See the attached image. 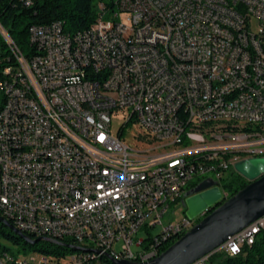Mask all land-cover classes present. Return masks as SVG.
I'll use <instances>...</instances> for the list:
<instances>
[{
	"label": "built area",
	"instance_id": "1",
	"mask_svg": "<svg viewBox=\"0 0 264 264\" xmlns=\"http://www.w3.org/2000/svg\"><path fill=\"white\" fill-rule=\"evenodd\" d=\"M100 7L96 20L77 31L76 57L62 50L61 21L29 27L35 50L27 56L0 23L15 61L0 67V215L35 237L94 247L105 241L101 256H26L47 264H106L105 254L151 260L164 241L197 222L184 211L188 190L213 173L224 200L222 182L242 151L264 156V0H110ZM107 10L110 19L103 18ZM99 78H106L105 91L96 90ZM238 84L247 93L227 97ZM106 91L116 100H107ZM80 98L88 99L86 113H79ZM136 107H145V116H135ZM117 109H130L126 122L136 118L147 137H169L174 148L128 147L110 132ZM179 113L189 115V124L178 123ZM227 115L245 131L191 132L192 124ZM248 133L256 141H247ZM177 149H184L182 159H175ZM171 205L183 215L164 225ZM158 225L162 232L150 234L145 247L138 230ZM262 228L263 219L246 237L231 235L219 252L241 254ZM8 260L0 255V264Z\"/></svg>",
	"mask_w": 264,
	"mask_h": 264
},
{
	"label": "trees",
	"instance_id": "2",
	"mask_svg": "<svg viewBox=\"0 0 264 264\" xmlns=\"http://www.w3.org/2000/svg\"><path fill=\"white\" fill-rule=\"evenodd\" d=\"M111 5L112 2H109L108 6ZM97 14L94 0H33L30 6L23 5L22 0H0V23L26 56L35 50L29 39V27L31 25H44L61 21L63 29L65 27L64 30L67 33H77L78 30L88 28L96 20ZM14 63V57L8 45L0 38V67ZM128 123L129 121L120 127L119 136L122 134L123 127ZM248 183L249 181L244 176L232 169L222 182L224 190L228 193L227 198L223 201L236 194ZM186 210L185 208V214ZM200 219L198 218L197 222ZM25 234L36 238L33 234ZM181 235L172 236L164 241L159 247V253L166 250ZM153 239L150 234L145 237V247ZM59 240L60 243L57 244L44 240L33 242L31 238L15 234L0 220V255L12 258L5 264H40L41 260L22 259L30 254L56 260L64 259L70 254H81V250L74 249L73 245L77 244L72 238L62 237ZM2 241L12 244L15 250L7 247ZM102 259L106 264H112L105 255L102 256ZM209 259L214 264H264V228L256 235L253 244L244 246L241 254L233 256L224 252H215L210 255Z\"/></svg>",
	"mask_w": 264,
	"mask_h": 264
},
{
	"label": "water",
	"instance_id": "3",
	"mask_svg": "<svg viewBox=\"0 0 264 264\" xmlns=\"http://www.w3.org/2000/svg\"><path fill=\"white\" fill-rule=\"evenodd\" d=\"M235 170L249 183L225 201L217 182L210 177L186 192V215L190 219H201L157 257L148 261H134L116 259L109 254L105 256L112 264H193L212 254L229 236L264 216V156L242 159L235 163ZM0 220L15 234L31 238L33 242L44 240L60 243L57 238L29 237L1 215ZM73 247L83 250L78 245Z\"/></svg>",
	"mask_w": 264,
	"mask_h": 264
},
{
	"label": "bare ground",
	"instance_id": "4",
	"mask_svg": "<svg viewBox=\"0 0 264 264\" xmlns=\"http://www.w3.org/2000/svg\"><path fill=\"white\" fill-rule=\"evenodd\" d=\"M64 29H63V24H58V35H63L61 37L62 50H65V55L67 57H76V50L73 47H74V39H76L77 33H66ZM83 77H90V69H83ZM105 85H106V78L97 79L96 90L105 91ZM210 90H217V82H210ZM245 93H247L246 84H238V85L227 88V97H238ZM1 97H2V104H1L0 109H5V97L4 96H1ZM106 99L116 100V92L106 91ZM86 109H88V99L80 98L79 113H86ZM135 116H145V107H136ZM131 120H133L132 123L136 122V118H129V122ZM96 121L104 122V114L96 113ZM178 123L189 124V115L187 113H179ZM138 124L142 126L144 129V123H138ZM228 127H231V131H245V124L236 123V116L227 115V116H224V118H216V119L215 117H207L203 121L202 124H192L191 132L209 131V129L211 132H221V131H228ZM93 130H100V123H93ZM180 138H187V131H180ZM150 139H153L156 144L154 147L152 148L150 147V150L147 149L149 151L170 150L171 148H174V140L170 139L169 137L151 136ZM247 141H256V133H248ZM255 156L257 155L254 151H251V150L242 151L243 159L249 158V157H255ZM183 157H184V149H177L175 152V159H182ZM205 214H207V212ZM1 216L5 218L4 215H1ZM262 219H263V224H264V216H262L258 218L256 221H254L253 223H251L245 229L234 234V239H241L242 237H246L248 235V231H250L253 227H256L257 225H259ZM193 225L194 224L191 225V228L193 227ZM253 242L254 240L249 242L247 245L253 244ZM227 243H230V236L214 252L219 253V251L222 248H224V246ZM77 245L82 247L83 249L81 250V254L79 256H101V249H105V241H98V247L86 246V245H80V244H77ZM159 254H160L159 252L153 253V258L157 257ZM210 255L211 254L198 259L193 264H200V261H204V259L209 258ZM28 260H40V259H28ZM40 264H47V261L41 260Z\"/></svg>",
	"mask_w": 264,
	"mask_h": 264
},
{
	"label": "rangeland",
	"instance_id": "5",
	"mask_svg": "<svg viewBox=\"0 0 264 264\" xmlns=\"http://www.w3.org/2000/svg\"><path fill=\"white\" fill-rule=\"evenodd\" d=\"M94 1L96 3L97 13H99V12H103L100 7V2L102 1L108 2L110 0H94ZM103 18L104 19L111 18V14L108 12V10L105 12V15L103 16ZM1 104H2V97L0 94V107H1ZM129 110L117 109L113 111L111 115V126H110V132L112 135L119 136L120 127L123 126V124L126 122L128 118ZM132 121L133 120L130 121L131 123L129 122L126 126L123 127L120 138L123 140V142L128 147L132 149H138V150L149 149L150 150V147L152 148L155 146L156 144L155 141L153 139H150V137H147V135L145 134V130L143 129L142 126H140L136 122L132 123ZM206 176L207 177L213 176V173H208ZM197 181H198V178L196 177L192 180V182H197ZM173 210H176L175 214H173ZM182 215H183L182 210L176 208L175 205H171L168 213L163 218L164 225H168L170 222L180 219ZM162 228H163V225H158L157 227L150 229V230H147L146 228H142L138 230L136 236L138 238H145L149 234L157 235L162 232ZM2 243L5 244L10 249L15 250V247L12 244L5 242V241H2ZM116 248L117 249L119 248V244L116 245ZM132 248L135 250L136 246H132ZM22 259L28 260L27 258H22Z\"/></svg>",
	"mask_w": 264,
	"mask_h": 264
},
{
	"label": "snow or ice",
	"instance_id": "6",
	"mask_svg": "<svg viewBox=\"0 0 264 264\" xmlns=\"http://www.w3.org/2000/svg\"><path fill=\"white\" fill-rule=\"evenodd\" d=\"M234 251H235V249H234Z\"/></svg>",
	"mask_w": 264,
	"mask_h": 264
}]
</instances>
